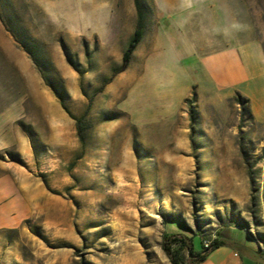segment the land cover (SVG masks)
<instances>
[{"label": "rangeland", "instance_id": "374dc122", "mask_svg": "<svg viewBox=\"0 0 264 264\" xmlns=\"http://www.w3.org/2000/svg\"><path fill=\"white\" fill-rule=\"evenodd\" d=\"M165 2L121 71L134 0H0V264H172L166 234L264 255V123L205 64L264 54V0Z\"/></svg>", "mask_w": 264, "mask_h": 264}, {"label": "crops", "instance_id": "0c3cea01", "mask_svg": "<svg viewBox=\"0 0 264 264\" xmlns=\"http://www.w3.org/2000/svg\"><path fill=\"white\" fill-rule=\"evenodd\" d=\"M210 75L227 91H236L249 99L254 118L264 123V54L258 44L226 48L205 62ZM223 248V247H222ZM220 248L199 264H230L231 255ZM221 254L217 262L211 258ZM225 255V256H224Z\"/></svg>", "mask_w": 264, "mask_h": 264}, {"label": "trees", "instance_id": "16d2710c", "mask_svg": "<svg viewBox=\"0 0 264 264\" xmlns=\"http://www.w3.org/2000/svg\"><path fill=\"white\" fill-rule=\"evenodd\" d=\"M135 6L137 9V27L135 29L134 35L130 40L127 49L125 50L122 58V67L121 71H124L131 60V56L134 51L137 49L138 45L142 41L144 37V17L139 5V0H134ZM237 97L240 101H243L245 105H250L249 99H244L242 95L237 94ZM84 119H77V129L82 137V123ZM194 237H189L185 234H171L164 235L162 240V249L169 256L172 264H182L181 263V252L187 251L190 255L191 264H199L207 260V258L216 250L228 246L234 249L236 252L240 254V252H247L249 256L255 260L259 264H264V255L259 253L258 251L250 250L249 248H245L239 244H235L232 242H227L223 239H215L208 246L203 247L201 251H196L194 248Z\"/></svg>", "mask_w": 264, "mask_h": 264}, {"label": "bare ground", "instance_id": "6f19581e", "mask_svg": "<svg viewBox=\"0 0 264 264\" xmlns=\"http://www.w3.org/2000/svg\"><path fill=\"white\" fill-rule=\"evenodd\" d=\"M163 1H167L168 4L165 2L167 5H169V3H170V7H171V8L175 5L174 0H163ZM173 8H174V7H173ZM173 8H172V9H173ZM208 50H209V49H208ZM208 54H209V53H208Z\"/></svg>", "mask_w": 264, "mask_h": 264}]
</instances>
